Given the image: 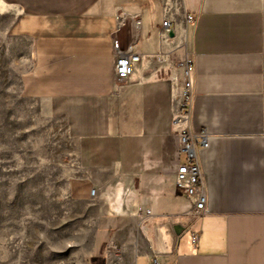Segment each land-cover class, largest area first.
Wrapping results in <instances>:
<instances>
[{"label":"crops","instance_id":"0c3cea01","mask_svg":"<svg viewBox=\"0 0 264 264\" xmlns=\"http://www.w3.org/2000/svg\"><path fill=\"white\" fill-rule=\"evenodd\" d=\"M0 5L14 12L11 33L31 43L23 96L63 118L78 142L70 192L87 206L74 218L94 229L90 264H264V0ZM135 34L141 60L120 81L114 38L127 44ZM187 58L191 94L177 123ZM184 129L209 133L203 216L176 187Z\"/></svg>","mask_w":264,"mask_h":264},{"label":"rangeland","instance_id":"374dc122","mask_svg":"<svg viewBox=\"0 0 264 264\" xmlns=\"http://www.w3.org/2000/svg\"><path fill=\"white\" fill-rule=\"evenodd\" d=\"M13 21L0 5V264H90L94 229L74 218L87 206L70 192L78 142L63 118L23 96L31 43L11 33Z\"/></svg>","mask_w":264,"mask_h":264},{"label":"built area","instance_id":"2783aa9c","mask_svg":"<svg viewBox=\"0 0 264 264\" xmlns=\"http://www.w3.org/2000/svg\"><path fill=\"white\" fill-rule=\"evenodd\" d=\"M119 24L117 31L125 25V17H118ZM195 16L189 15L188 21H194ZM135 26L138 28L141 25L139 18L134 19ZM164 31H171V21L164 20ZM114 58H115V74L120 81L126 80L134 72V66L141 60V50L137 35H133L132 39L124 44L118 37L114 38ZM184 68V112L176 119V122H183L188 113V100L191 94V73L194 71V62L192 59H185L179 64ZM181 152L186 155L187 161L178 165L176 172V187L177 190L190 197L193 200V210L197 215H206L208 209V195L204 182L202 166L200 162V149L208 146L209 133L207 130L184 129L180 133ZM96 190H92V195H95ZM118 252V247L114 248ZM155 264H158L155 261Z\"/></svg>","mask_w":264,"mask_h":264},{"label":"water","instance_id":"95a60500","mask_svg":"<svg viewBox=\"0 0 264 264\" xmlns=\"http://www.w3.org/2000/svg\"><path fill=\"white\" fill-rule=\"evenodd\" d=\"M171 35H174V32H171ZM179 227H180V226H176V227H175L178 233H180Z\"/></svg>","mask_w":264,"mask_h":264}]
</instances>
